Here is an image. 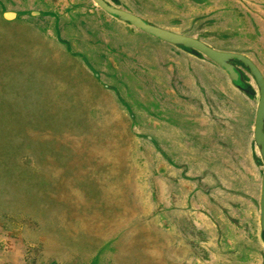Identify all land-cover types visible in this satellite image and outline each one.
<instances>
[{"label":"rangeland","instance_id":"374dc122","mask_svg":"<svg viewBox=\"0 0 264 264\" xmlns=\"http://www.w3.org/2000/svg\"><path fill=\"white\" fill-rule=\"evenodd\" d=\"M104 1L264 74V0ZM211 63L92 0H0V264H264L257 85L233 62L252 92L210 100Z\"/></svg>","mask_w":264,"mask_h":264},{"label":"water","instance_id":"95a60500","mask_svg":"<svg viewBox=\"0 0 264 264\" xmlns=\"http://www.w3.org/2000/svg\"><path fill=\"white\" fill-rule=\"evenodd\" d=\"M92 1L109 16L129 24L151 37H154L164 43L192 50L203 55L224 70L234 83L239 82L240 74L233 62H238L244 65L254 77L258 88L259 101L254 123V143L258 148L259 154L264 163V78L250 59L239 53L223 52L213 49L196 38L178 34L149 24L140 17L124 10H120L108 4L104 0ZM260 228L262 234H264V168L260 194Z\"/></svg>","mask_w":264,"mask_h":264},{"label":"crops","instance_id":"0c3cea01","mask_svg":"<svg viewBox=\"0 0 264 264\" xmlns=\"http://www.w3.org/2000/svg\"><path fill=\"white\" fill-rule=\"evenodd\" d=\"M210 63H211V61H210ZM211 64L214 65L216 67V69H213L211 67V65L209 64L210 70H212V71H214V73H218L220 75L219 76L217 74L220 77V82L218 84L222 88L221 89L222 91L219 92L218 90H215V92H211V94H209L207 98L210 99V100L211 99H214V100H224L225 102H227L229 104H232V105H237L238 104L239 105V100L237 99L236 94H238L239 92L244 93V90L241 89V88L236 87V85L234 83H232V81H230V79L227 77V75L224 72V70H222L220 67H218L214 63H211ZM255 65L257 66V68L261 72L262 76L264 77V74H263L260 66L256 62H255ZM195 71L196 72L195 73L193 72V75L191 77H189L188 79H183V83L185 85H187V87H188V85H190L191 83H193V81L195 79V77H194L195 75L198 76V78H199L198 81H195V84L196 85H199L200 83L207 84V80L205 79V77L203 76V74L201 75V74L197 73V72H200V70L196 68ZM178 74L180 75V73H178ZM167 75L171 76V74H167ZM172 76H173V74H172ZM179 84H181V83H179ZM208 84H209V82H208ZM196 95H197L196 96V99L200 100L201 97H202V94L201 93H197ZM199 95L201 97H198ZM243 98H245L244 95H243ZM258 101H259V99H258ZM257 105H258V103H257ZM257 105H256V109H257ZM256 109H254L255 112H253V109H252V111L246 110L245 112H243V110L241 109L242 110V114L240 113L242 115V117H243V130H242L243 131V135H244V137H247L249 139V141H252L253 143H254V123H255ZM191 193H192V191H189V196L191 195ZM189 223H190V221H189ZM189 225L195 226V224H192V223L189 224ZM191 230L192 229L190 228V231ZM190 235L191 234L189 233V236ZM171 239H172V241L175 240L174 237L171 238ZM173 246H175V245H173ZM194 247H195V245H194ZM150 264H153V263L150 262ZM185 264H187V263H185ZM188 264H191V262H189ZM193 264H197V259H196V256L195 255H194V258H193Z\"/></svg>","mask_w":264,"mask_h":264},{"label":"flooded vegetation","instance_id":"af4514ba","mask_svg":"<svg viewBox=\"0 0 264 264\" xmlns=\"http://www.w3.org/2000/svg\"><path fill=\"white\" fill-rule=\"evenodd\" d=\"M142 19V18H141ZM170 45V44H169ZM173 46V45H172ZM175 47H178V46H175ZM234 53V52H233ZM240 54V53H239ZM243 55V54H242ZM246 57V56H245ZM249 59V58H248ZM210 61V60H209ZM213 63V62H212ZM254 63V62H253ZM254 65H255V63H254ZM244 66V65H243ZM256 66V65H255ZM245 67V66H244ZM257 67V66H256ZM246 68V67H245ZM236 69L238 70V72H239V74H240V80H239V82L238 83H234L231 79H230V77L228 76V74L226 73V75H227V77L230 79V81H232V83H234L235 85H236V87H238V88H241V89H244V86H246L245 84H243V77H242V73H241V71L236 67ZM259 70V69H258ZM250 73V72H249ZM261 73V72H260ZM251 74V73H250ZM253 77V76H252ZM254 78V77H253ZM264 78V77H263ZM255 80V79H254ZM256 83V82H255ZM258 89V88H257ZM258 95H259V93H258Z\"/></svg>","mask_w":264,"mask_h":264},{"label":"trees","instance_id":"16d2710c","mask_svg":"<svg viewBox=\"0 0 264 264\" xmlns=\"http://www.w3.org/2000/svg\"><path fill=\"white\" fill-rule=\"evenodd\" d=\"M244 89H245L247 92H252V89H251L248 85L244 86Z\"/></svg>","mask_w":264,"mask_h":264}]
</instances>
